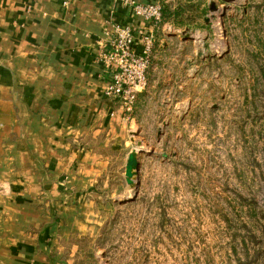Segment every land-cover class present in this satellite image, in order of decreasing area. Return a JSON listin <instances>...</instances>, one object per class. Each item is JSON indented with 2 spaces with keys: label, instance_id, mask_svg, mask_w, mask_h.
I'll return each instance as SVG.
<instances>
[{
  "label": "rangeland",
  "instance_id": "rangeland-1",
  "mask_svg": "<svg viewBox=\"0 0 264 264\" xmlns=\"http://www.w3.org/2000/svg\"><path fill=\"white\" fill-rule=\"evenodd\" d=\"M163 8L130 132L138 175L103 193L75 264H264V0Z\"/></svg>",
  "mask_w": 264,
  "mask_h": 264
},
{
  "label": "crops",
  "instance_id": "crops-1",
  "mask_svg": "<svg viewBox=\"0 0 264 264\" xmlns=\"http://www.w3.org/2000/svg\"><path fill=\"white\" fill-rule=\"evenodd\" d=\"M113 23L146 25L122 0H0V264H75L116 192L143 90L130 114L103 94Z\"/></svg>",
  "mask_w": 264,
  "mask_h": 264
},
{
  "label": "built area",
  "instance_id": "built-area-1",
  "mask_svg": "<svg viewBox=\"0 0 264 264\" xmlns=\"http://www.w3.org/2000/svg\"><path fill=\"white\" fill-rule=\"evenodd\" d=\"M146 25L113 23L108 30L109 47L100 56L110 73L103 94L124 112H133L137 95L147 84V71L155 47L156 29L161 21L164 0L138 3L122 0Z\"/></svg>",
  "mask_w": 264,
  "mask_h": 264
},
{
  "label": "water",
  "instance_id": "water-1",
  "mask_svg": "<svg viewBox=\"0 0 264 264\" xmlns=\"http://www.w3.org/2000/svg\"><path fill=\"white\" fill-rule=\"evenodd\" d=\"M133 133V132H132ZM137 145H140V142H137ZM138 158L136 150H131L128 154L126 164H125V179L126 182L130 185H134V179L138 175Z\"/></svg>",
  "mask_w": 264,
  "mask_h": 264
},
{
  "label": "trees",
  "instance_id": "trees-1",
  "mask_svg": "<svg viewBox=\"0 0 264 264\" xmlns=\"http://www.w3.org/2000/svg\"><path fill=\"white\" fill-rule=\"evenodd\" d=\"M169 12H167V10L165 8L162 9V14H161V20L165 19L166 17H168Z\"/></svg>",
  "mask_w": 264,
  "mask_h": 264
}]
</instances>
